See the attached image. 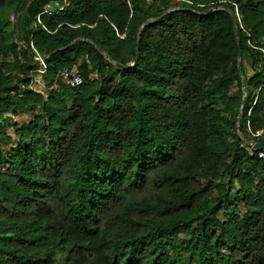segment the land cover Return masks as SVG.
I'll use <instances>...</instances> for the list:
<instances>
[{"label":"trees","instance_id":"1","mask_svg":"<svg viewBox=\"0 0 264 264\" xmlns=\"http://www.w3.org/2000/svg\"><path fill=\"white\" fill-rule=\"evenodd\" d=\"M183 1L0 0V264H264V0Z\"/></svg>","mask_w":264,"mask_h":264},{"label":"rangeland","instance_id":"2","mask_svg":"<svg viewBox=\"0 0 264 264\" xmlns=\"http://www.w3.org/2000/svg\"><path fill=\"white\" fill-rule=\"evenodd\" d=\"M177 3L183 4V0H176ZM15 17V4L13 2H9L5 5V7L1 10L0 12V27H2L5 31H7L8 35L11 36V33L13 31L12 28V22ZM92 80H96L98 78L97 74H94L90 77ZM31 89L35 93H45L46 92V87L44 82L40 77L36 78V81L31 86ZM11 119L18 125H24L27 124L30 121V118L25 115H14V114H9ZM6 132L8 134H6ZM13 133V129L7 128L6 131L3 129H0V139L9 142L8 135H11Z\"/></svg>","mask_w":264,"mask_h":264},{"label":"built area","instance_id":"3","mask_svg":"<svg viewBox=\"0 0 264 264\" xmlns=\"http://www.w3.org/2000/svg\"><path fill=\"white\" fill-rule=\"evenodd\" d=\"M57 6H58V5L55 4V7H57ZM48 8H49L50 10L53 11L52 7L49 6ZM236 14H237V16H238V12H237V10H236ZM262 53H263V55H264V50H262ZM37 60L41 61L42 66H43V68L45 69L46 66H45L43 60H42L40 57H38ZM263 66H264V63H263ZM62 78H63L65 81H67L68 85H69L71 88H77V87H80V86L83 84V80H82V78L79 77L76 73H70V72H68V71H65V72L62 74ZM259 157H260L261 159H264V153H261V154L259 155Z\"/></svg>","mask_w":264,"mask_h":264},{"label":"water","instance_id":"4","mask_svg":"<svg viewBox=\"0 0 264 264\" xmlns=\"http://www.w3.org/2000/svg\"><path fill=\"white\" fill-rule=\"evenodd\" d=\"M51 7H52L53 11L56 10L55 4H52ZM253 149H256V150L264 149V136L259 142H256L253 144Z\"/></svg>","mask_w":264,"mask_h":264}]
</instances>
